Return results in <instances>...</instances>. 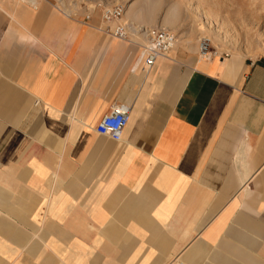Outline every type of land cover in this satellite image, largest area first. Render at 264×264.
Segmentation results:
<instances>
[{"label": "crops", "instance_id": "crops-1", "mask_svg": "<svg viewBox=\"0 0 264 264\" xmlns=\"http://www.w3.org/2000/svg\"><path fill=\"white\" fill-rule=\"evenodd\" d=\"M90 1L0 0V264H264V60L180 36L144 71Z\"/></svg>", "mask_w": 264, "mask_h": 264}, {"label": "rangeland", "instance_id": "rangeland-1", "mask_svg": "<svg viewBox=\"0 0 264 264\" xmlns=\"http://www.w3.org/2000/svg\"><path fill=\"white\" fill-rule=\"evenodd\" d=\"M84 1L71 0V5L78 9L85 5ZM98 1L105 7L126 6L122 23L135 29L129 31L132 37L140 38L146 30L144 26L150 30H154L151 27L163 28L175 33L178 41L180 36L187 40L209 39L211 49L226 57L242 55L264 60V0ZM90 7L99 6L91 4ZM139 21L142 24H138Z\"/></svg>", "mask_w": 264, "mask_h": 264}, {"label": "built area", "instance_id": "built-area-1", "mask_svg": "<svg viewBox=\"0 0 264 264\" xmlns=\"http://www.w3.org/2000/svg\"><path fill=\"white\" fill-rule=\"evenodd\" d=\"M30 5L33 9H37L40 0H22ZM126 13L125 5H115L105 7L102 10V20L107 24L105 32L118 39H126L130 33L126 24H123ZM89 19V18H87ZM146 44L143 52V70L149 71L160 60L168 58L169 54L178 44V37L175 33L158 28L157 30H145L143 32ZM200 55L203 58H211L213 52L211 50V41L202 39L200 44ZM131 107L127 104H116L112 106L110 111L102 118L96 126V131L116 142L122 141L123 132L130 121Z\"/></svg>", "mask_w": 264, "mask_h": 264}, {"label": "bare ground", "instance_id": "bare-ground-1", "mask_svg": "<svg viewBox=\"0 0 264 264\" xmlns=\"http://www.w3.org/2000/svg\"><path fill=\"white\" fill-rule=\"evenodd\" d=\"M126 11H127V8H126ZM128 13V12H127ZM126 15V14H125Z\"/></svg>", "mask_w": 264, "mask_h": 264}]
</instances>
